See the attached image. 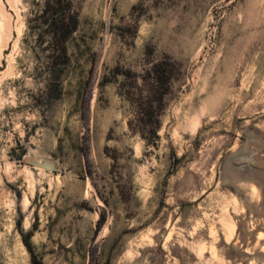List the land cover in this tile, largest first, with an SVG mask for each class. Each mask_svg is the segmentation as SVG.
I'll use <instances>...</instances> for the list:
<instances>
[{"label": "rangeland", "instance_id": "rangeland-1", "mask_svg": "<svg viewBox=\"0 0 264 264\" xmlns=\"http://www.w3.org/2000/svg\"><path fill=\"white\" fill-rule=\"evenodd\" d=\"M47 1L0 0V264H264V0H70L66 57Z\"/></svg>", "mask_w": 264, "mask_h": 264}, {"label": "trees", "instance_id": "trees-1", "mask_svg": "<svg viewBox=\"0 0 264 264\" xmlns=\"http://www.w3.org/2000/svg\"><path fill=\"white\" fill-rule=\"evenodd\" d=\"M43 15L45 18L44 23L46 32L55 42L56 48L54 49L53 54L57 53L58 56L60 55L62 57H66L64 43L76 27V20L71 12L70 0H48L43 11ZM161 73L163 72L160 71V65H155L153 68V79L155 82H164V78ZM153 132H155V130H153ZM30 235L31 232L22 236L27 249L31 252V246L27 240ZM32 264L42 263L32 256Z\"/></svg>", "mask_w": 264, "mask_h": 264}, {"label": "water", "instance_id": "water-1", "mask_svg": "<svg viewBox=\"0 0 264 264\" xmlns=\"http://www.w3.org/2000/svg\"><path fill=\"white\" fill-rule=\"evenodd\" d=\"M29 162H30V164H32L34 166L42 167V168L47 169V170H54L53 165L51 163H48V162L37 163L33 160H31Z\"/></svg>", "mask_w": 264, "mask_h": 264}]
</instances>
